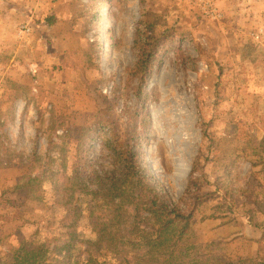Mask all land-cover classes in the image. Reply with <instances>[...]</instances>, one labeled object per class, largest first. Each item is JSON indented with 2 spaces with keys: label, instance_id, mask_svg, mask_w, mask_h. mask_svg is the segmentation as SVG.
Listing matches in <instances>:
<instances>
[{
  "label": "rangeland",
  "instance_id": "obj_1",
  "mask_svg": "<svg viewBox=\"0 0 264 264\" xmlns=\"http://www.w3.org/2000/svg\"><path fill=\"white\" fill-rule=\"evenodd\" d=\"M51 1L61 5V39L51 45L41 36L18 68L0 74V261L61 238L80 254L98 238L87 190L76 203L52 183L41 194L24 183L46 155L61 156L50 130L66 142L69 175L80 140L97 166L112 169L110 130L97 123L113 120L123 131L135 117L130 137L162 195L186 208L194 180L223 199L215 211L211 202L197 207L188 242L223 241L234 259L263 256L264 194L259 187L251 198L262 206L256 227L245 190L264 148L255 140L264 137V0ZM139 28L157 40L146 69L137 66Z\"/></svg>",
  "mask_w": 264,
  "mask_h": 264
},
{
  "label": "trees",
  "instance_id": "obj_2",
  "mask_svg": "<svg viewBox=\"0 0 264 264\" xmlns=\"http://www.w3.org/2000/svg\"><path fill=\"white\" fill-rule=\"evenodd\" d=\"M145 30L139 28L136 35V43L140 46L137 66L143 69L155 59L152 51L157 43L156 39L149 40ZM137 119L132 118L123 131L117 130L121 127L113 120L105 123L101 119L97 129L110 130L111 136L104 145L112 152L114 167L105 169L103 165L97 166L96 156H90L80 140L74 154L77 167L72 176L67 171L66 154L62 153L65 140L61 136L60 143L54 142L51 138L53 131H48L49 146L60 149L61 156L46 155V164L36 175H29V182H25L24 186L41 194L44 184L52 183L57 195L71 197L76 203L81 191L87 190L92 195L91 207L97 215L98 238L88 241L80 254L76 253V243L71 238L43 243L33 249L20 247L10 261H0V264H264V255L255 258L230 257L224 250L223 241L188 242V237L195 231L193 219L197 207L211 202V209L215 211L221 209L218 207L223 199L217 202L215 191L205 190L201 185L196 187L194 180L190 181L192 186L186 189L190 195L186 208L173 204L162 195L152 182L149 167L140 157L142 152L138 137H130L138 129ZM255 140L258 147L263 146L264 137ZM1 154H4L3 151ZM52 161L58 162V165L53 166ZM252 169L255 170L251 173L254 187L251 189L249 186V190H245V203L250 201L252 208L246 210L248 219L257 227L263 222L256 216L262 206L257 199L253 201L251 198L259 187L258 194H264V148L263 153L252 162ZM230 196L236 195L232 193ZM225 201L226 207H229L227 210L231 211L234 204L230 200ZM213 213L208 217H215Z\"/></svg>",
  "mask_w": 264,
  "mask_h": 264
},
{
  "label": "crops",
  "instance_id": "obj_3",
  "mask_svg": "<svg viewBox=\"0 0 264 264\" xmlns=\"http://www.w3.org/2000/svg\"><path fill=\"white\" fill-rule=\"evenodd\" d=\"M46 1L0 0V74L18 68L26 60L23 50L33 51V44L39 43L41 36L40 42L44 39L51 45L61 39V5ZM44 6L48 9L42 14ZM24 27H29V31Z\"/></svg>",
  "mask_w": 264,
  "mask_h": 264
},
{
  "label": "built area",
  "instance_id": "obj_4",
  "mask_svg": "<svg viewBox=\"0 0 264 264\" xmlns=\"http://www.w3.org/2000/svg\"><path fill=\"white\" fill-rule=\"evenodd\" d=\"M24 29H26L27 32L29 31V27H24Z\"/></svg>",
  "mask_w": 264,
  "mask_h": 264
}]
</instances>
